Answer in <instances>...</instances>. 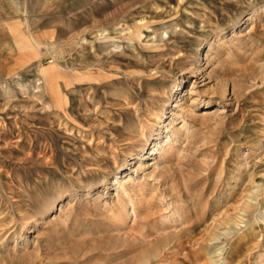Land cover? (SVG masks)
Instances as JSON below:
<instances>
[{
    "label": "rangeland",
    "instance_id": "rangeland-1",
    "mask_svg": "<svg viewBox=\"0 0 264 264\" xmlns=\"http://www.w3.org/2000/svg\"><path fill=\"white\" fill-rule=\"evenodd\" d=\"M0 264H264V0H0Z\"/></svg>",
    "mask_w": 264,
    "mask_h": 264
},
{
    "label": "bare ground",
    "instance_id": "bare-ground-1",
    "mask_svg": "<svg viewBox=\"0 0 264 264\" xmlns=\"http://www.w3.org/2000/svg\"><path fill=\"white\" fill-rule=\"evenodd\" d=\"M157 247H158V244L157 243L156 244L153 243L152 245H150V246L148 245L147 247L145 246L144 249L142 251H140L139 254H137L138 255L137 258L138 259L139 258L140 259L141 258L143 259V257L147 256V253L154 251V249H156Z\"/></svg>",
    "mask_w": 264,
    "mask_h": 264
}]
</instances>
